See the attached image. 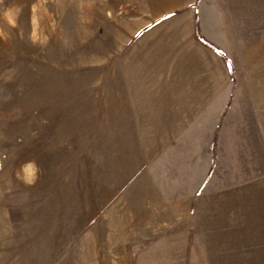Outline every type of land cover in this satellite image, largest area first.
I'll return each instance as SVG.
<instances>
[{
  "label": "rangeland",
  "instance_id": "1",
  "mask_svg": "<svg viewBox=\"0 0 264 264\" xmlns=\"http://www.w3.org/2000/svg\"><path fill=\"white\" fill-rule=\"evenodd\" d=\"M217 1L233 93L262 96L264 0ZM122 2L0 0V264H264V212L235 196L264 163L234 158V131L211 166L204 131L134 128Z\"/></svg>",
  "mask_w": 264,
  "mask_h": 264
},
{
  "label": "crops",
  "instance_id": "2",
  "mask_svg": "<svg viewBox=\"0 0 264 264\" xmlns=\"http://www.w3.org/2000/svg\"><path fill=\"white\" fill-rule=\"evenodd\" d=\"M209 1L122 2L127 12L120 17L121 35L127 36L128 44H132L121 61L127 77L126 82L120 84V100L126 99L129 114L135 116L134 128H196L204 131L211 166L213 153L217 155L216 163H222L224 135L230 130L234 131L229 144L232 155L236 149L244 150L242 156L234 158L240 159L241 163L261 165L264 163V86L259 88L263 90L262 96L257 94L256 97L254 92L241 95L238 90L233 93L237 78L232 61L224 58L222 46L211 39L207 29L205 6ZM217 3L212 0V4ZM215 20L220 18L215 16ZM256 69L251 81L255 92L256 85H264V77L256 75V72L261 75V69ZM256 99L260 101L258 104ZM233 100H244L249 107L251 102L252 108L248 112H252V118L243 105L241 119L229 122L235 109H231L233 112L229 116L225 115ZM237 105L233 103L232 106ZM255 120L261 128H255ZM258 181L240 187L235 196L249 198L250 211L260 221V214L264 212V177Z\"/></svg>",
  "mask_w": 264,
  "mask_h": 264
},
{
  "label": "trees",
  "instance_id": "3",
  "mask_svg": "<svg viewBox=\"0 0 264 264\" xmlns=\"http://www.w3.org/2000/svg\"><path fill=\"white\" fill-rule=\"evenodd\" d=\"M201 39L203 40V41H205L202 37H201ZM215 149V148H214Z\"/></svg>",
  "mask_w": 264,
  "mask_h": 264
}]
</instances>
